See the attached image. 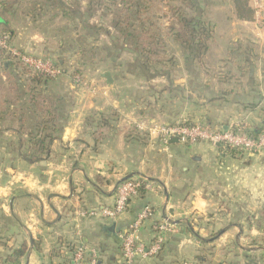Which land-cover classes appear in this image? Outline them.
I'll return each mask as SVG.
<instances>
[{
	"label": "crops",
	"instance_id": "0c3cea01",
	"mask_svg": "<svg viewBox=\"0 0 264 264\" xmlns=\"http://www.w3.org/2000/svg\"><path fill=\"white\" fill-rule=\"evenodd\" d=\"M236 1L197 0L189 14L210 33L199 59L160 28L168 38L166 56L154 74L142 71L132 45L119 40L103 48L109 70L90 76L96 86L92 95L67 84V73L49 81L44 92L66 105L62 132L46 159L25 161L29 131L0 122V264L20 250L18 264H68L63 248L78 242L96 250L98 264H124L118 236L144 206L151 207L152 217L141 225L139 242L147 247L163 221L173 230L157 255L134 264H264V152L249 156L177 142L165 151L158 137L149 135L153 127L182 121L259 131L264 28L248 0H240L239 7ZM240 6L247 15H240ZM11 13L0 11V30L13 29L4 17ZM163 14L159 11L158 23L169 21ZM21 31L10 32L14 46L57 58L65 67L58 57L65 54L61 40L53 48L50 36ZM121 31L109 27L105 34L117 37ZM100 119L107 125H99ZM132 130L146 139L126 138ZM128 177L143 178L151 188L115 222L80 217L82 211L110 206L116 186Z\"/></svg>",
	"mask_w": 264,
	"mask_h": 264
},
{
	"label": "trees",
	"instance_id": "16d2710c",
	"mask_svg": "<svg viewBox=\"0 0 264 264\" xmlns=\"http://www.w3.org/2000/svg\"><path fill=\"white\" fill-rule=\"evenodd\" d=\"M175 1L180 6H170L169 11L176 19L177 28H174L172 24L166 33L171 35L175 43L199 59L200 55L207 49L209 28L196 15H191L197 7V0ZM239 1H236L238 7ZM107 2L114 9L110 10V14L115 19V26L123 27L120 28L122 40L124 42H129V39L132 41L131 45L137 55L140 69L148 73L153 66L155 68L161 66V61L166 56V44L162 43V39L167 36L158 28V18L156 17V20L151 14L153 1L107 0ZM240 8L242 9H240V15H247L244 8L242 6ZM186 11L191 12V14ZM122 12H125V15L134 13L131 18L128 17L130 15L121 18ZM129 19L133 22L125 23V20ZM0 33L8 34L11 38L8 30H0ZM54 62L61 67L58 62ZM62 72L63 74L67 73L64 69ZM78 74V71H75L72 76H78ZM49 81L52 80L28 71L13 57L0 51V87L3 86L5 89L3 94L0 93V122H16L20 130L29 131L26 134V146L21 154L24 160L29 163L39 162L49 156L50 147L59 138L64 125L66 102L62 97H50L51 95L44 92L43 87ZM99 125H107V121L100 119ZM142 135L144 134L139 135L132 130L126 133V138L134 137L137 139ZM231 153L234 154L235 152L231 151ZM146 190L142 183L138 190V198H143ZM68 247L71 248L70 251L72 252L73 247L71 245ZM22 255V250L15 251L5 260V263L18 264V259ZM67 263L70 264L69 259Z\"/></svg>",
	"mask_w": 264,
	"mask_h": 264
},
{
	"label": "built area",
	"instance_id": "2783aa9c",
	"mask_svg": "<svg viewBox=\"0 0 264 264\" xmlns=\"http://www.w3.org/2000/svg\"><path fill=\"white\" fill-rule=\"evenodd\" d=\"M253 10L257 22L263 20L264 0H248ZM0 51L5 55H10L21 66L28 71L42 75L44 78L55 80L63 75L59 67L52 59L39 58L30 55L12 45L8 34L0 33ZM72 82L78 86L81 84L79 76H72ZM149 135L158 137L159 144L165 149L172 139L182 145L207 144L212 147H220L223 151H234L241 155H259L264 152V123L255 134L248 132L240 125H233L229 128H211L209 126L178 122L171 126L153 127L149 130ZM147 190L151 186L143 178H129L120 182L114 194L113 203L110 206H97L92 209L82 211L81 218L103 219L115 222L127 210L129 203L138 199V190L141 184ZM152 217L150 206H144L125 231L118 236L121 245V257L124 264H134L136 260H144L157 255L165 242L167 234L172 232V226L163 221L155 226L154 237L146 247L137 240V233L146 220ZM65 246V253L68 255L70 264H98V253L94 248L88 247L81 242Z\"/></svg>",
	"mask_w": 264,
	"mask_h": 264
},
{
	"label": "rangeland",
	"instance_id": "374dc122",
	"mask_svg": "<svg viewBox=\"0 0 264 264\" xmlns=\"http://www.w3.org/2000/svg\"><path fill=\"white\" fill-rule=\"evenodd\" d=\"M152 1V16L159 18V11H161L166 13L163 14L162 17L167 16V18H169V21L165 19L164 23L157 22V26H159L158 28L166 30L172 24L175 26L176 19L171 15L169 9L170 6L179 7V3L175 0H164L165 2L163 3L162 0ZM81 2L82 0H0V11L12 10L13 13L4 14V17L9 20L8 23L10 24V27L13 28L11 29L13 32L17 33L26 27L27 30L30 29L32 32L48 35L53 40L51 42L53 48H58L57 43L61 40L63 42L62 46L65 49V54L58 57L66 63L64 65L65 67L63 68L61 66V68L67 72V77L71 79H66L67 84L71 82L74 89H78L80 92H83L84 95H86V93L92 95L96 86L93 82L90 83V76L96 72L98 74V72L100 73L101 71L108 69L104 66L102 60L103 48L108 46L107 42L110 44H119V40H122L123 37L120 35L108 38L105 34L109 27H112L115 30L118 28L115 26L116 22L114 17L107 16L111 15L110 10H114L107 0H88L87 2H90L88 5L81 4ZM186 12L190 13L188 11ZM133 13L134 12H131L125 15V12H122L120 16L121 18H125V16L130 15L128 17L131 18ZM122 21L124 22V20ZM132 22L131 19L125 20V23ZM165 23H167V25L162 26V24ZM259 23L260 26L264 28V19ZM119 28L122 29L123 27L121 26ZM26 29L21 32H26ZM7 30L11 32V30ZM10 40L14 46L15 44L13 43L12 37ZM167 40L168 38L166 39L164 37L162 43L165 45ZM126 43H130L131 45L132 41L129 39V42ZM57 60V58H54V61L57 62ZM159 70L160 67L155 68L153 66L149 72L154 74ZM75 71H78L79 73L78 76L80 77L82 84L80 86L72 82V75ZM1 87L0 93L3 94L5 89L3 86ZM52 96L53 95L50 97ZM140 139L146 138L142 135L138 137V140ZM164 150L166 151V149ZM129 178L132 177L123 180Z\"/></svg>",
	"mask_w": 264,
	"mask_h": 264
},
{
	"label": "water",
	"instance_id": "95a60500",
	"mask_svg": "<svg viewBox=\"0 0 264 264\" xmlns=\"http://www.w3.org/2000/svg\"><path fill=\"white\" fill-rule=\"evenodd\" d=\"M104 77H105V79H106V81H107V83L108 84H111L112 83V80H111V78H110V74L109 73H105L104 74ZM171 143L172 142H176V139H172L171 141H170ZM123 181V180H122ZM121 181V182H122ZM120 183V182H119ZM117 187V186H116ZM110 230H112V229H110Z\"/></svg>",
	"mask_w": 264,
	"mask_h": 264
}]
</instances>
